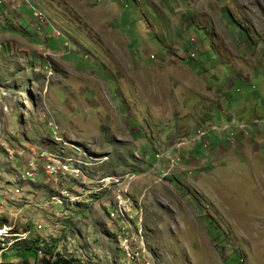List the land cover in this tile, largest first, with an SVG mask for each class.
I'll return each mask as SVG.
<instances>
[{
	"label": "rangeland",
	"instance_id": "1",
	"mask_svg": "<svg viewBox=\"0 0 264 264\" xmlns=\"http://www.w3.org/2000/svg\"><path fill=\"white\" fill-rule=\"evenodd\" d=\"M49 255L264 264V0H0V264Z\"/></svg>",
	"mask_w": 264,
	"mask_h": 264
},
{
	"label": "trees",
	"instance_id": "2",
	"mask_svg": "<svg viewBox=\"0 0 264 264\" xmlns=\"http://www.w3.org/2000/svg\"><path fill=\"white\" fill-rule=\"evenodd\" d=\"M28 250H38V246L36 245V243L31 244L30 246H28L27 248ZM53 257L52 255H49V258H44V261L46 264H68V262L62 261L61 258L57 259V260H52Z\"/></svg>",
	"mask_w": 264,
	"mask_h": 264
},
{
	"label": "built area",
	"instance_id": "3",
	"mask_svg": "<svg viewBox=\"0 0 264 264\" xmlns=\"http://www.w3.org/2000/svg\"><path fill=\"white\" fill-rule=\"evenodd\" d=\"M52 169H53V171H55V167H52ZM67 169H68V166H67V164H66V165H64L63 170H67ZM26 174H27V176H31V175H32L31 172H28V173H26Z\"/></svg>",
	"mask_w": 264,
	"mask_h": 264
}]
</instances>
